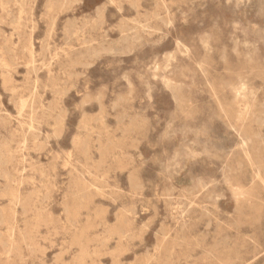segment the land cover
<instances>
[{"label": "rangeland", "instance_id": "obj_1", "mask_svg": "<svg viewBox=\"0 0 264 264\" xmlns=\"http://www.w3.org/2000/svg\"><path fill=\"white\" fill-rule=\"evenodd\" d=\"M0 264H264V0H0Z\"/></svg>", "mask_w": 264, "mask_h": 264}, {"label": "bare ground", "instance_id": "obj_2", "mask_svg": "<svg viewBox=\"0 0 264 264\" xmlns=\"http://www.w3.org/2000/svg\"><path fill=\"white\" fill-rule=\"evenodd\" d=\"M119 2V1H118ZM123 4V3H122ZM108 5V4H107ZM169 13V12H168ZM53 21V20H52ZM96 27V26H95ZM142 28V27H141ZM151 28V27H150ZM64 31V30H63ZM133 32V31H132ZM142 32V31H141ZM64 34V33H63ZM123 36V35H122ZM80 38V37H79ZM124 38V37H123ZM10 44V43H9ZM126 44V43H125ZM129 45V44H128ZM126 46V45H125ZM120 47V46H119ZM185 50V49H184ZM174 52V51H173ZM119 53V52H118ZM187 53V52H186ZM116 54V53H115ZM173 56V55H172ZM10 57V56H9ZM66 61V60H65ZM34 70V69H33ZM166 70V69H165ZM27 71V70H26ZM206 71V70H205ZM38 75V74H37ZM49 76V75H48ZM238 84V83H237ZM150 85V84H149ZM245 85V84H244ZM74 86V85H73ZM246 88V87H245ZM236 90V89H235ZM237 91V90H236ZM239 91V90H238ZM242 91V89L240 90V92ZM246 92V91H245ZM239 93V92H237ZM251 93V92H250ZM252 95V94H251ZM102 96V95H101ZM91 99V98H90ZM90 101V100H89ZM118 109V108H117ZM105 116V115H104ZM106 118V117H105ZM106 126V125H105ZM93 127V126H92ZM117 127V126H116ZM29 137V136H28ZM77 137V136H76ZM16 140V139H15ZM250 141V140H249ZM19 142V141H18ZM247 142V141H246ZM78 143V142H77ZM80 144V143H79ZM246 144V143H245ZM196 147V146H195ZM255 148V147H254ZM179 149V148H178ZM176 149V150H178ZM190 149V148H189ZM196 150V149H195ZM194 151V150H193ZM254 151V150H253ZM250 155V154H249ZM251 157V156H250ZM176 158V157H175ZM66 160V159H65ZM80 164V163H78ZM57 168V167H56ZM24 171V170H23ZM69 172V171H68ZM259 173V172H258ZM191 183V182H190ZM210 198V197H209ZM151 202V201H150ZM163 237V236H162ZM221 239V238H220ZM251 239V238H250ZM253 243V242H252ZM156 245V244H155ZM239 257V256H238ZM250 257V255H249ZM238 262V261H237Z\"/></svg>", "mask_w": 264, "mask_h": 264}]
</instances>
